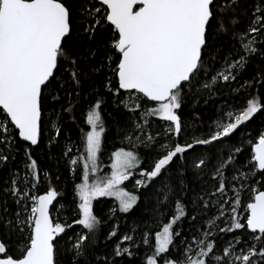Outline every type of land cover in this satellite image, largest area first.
I'll return each instance as SVG.
<instances>
[{"label":"snow or ice","instance_id":"6c2138e0","mask_svg":"<svg viewBox=\"0 0 264 264\" xmlns=\"http://www.w3.org/2000/svg\"><path fill=\"white\" fill-rule=\"evenodd\" d=\"M0 264H264V0H0Z\"/></svg>","mask_w":264,"mask_h":264},{"label":"trees","instance_id":"16d2710c","mask_svg":"<svg viewBox=\"0 0 264 264\" xmlns=\"http://www.w3.org/2000/svg\"><path fill=\"white\" fill-rule=\"evenodd\" d=\"M211 103V102H210ZM213 111L214 109L212 107H207V110L204 111V119L207 120L208 117H210L212 114H213ZM259 121H257L255 124H250V128H251V131H252V134H255V131H256V128L259 126ZM78 133V129H73V132H76ZM74 134V133H73ZM107 151H111V140L108 141V144H107ZM107 153V152H106ZM64 177H62L63 179ZM111 203L110 200H105V203L103 205H98V209L99 208H105L107 207V205H109Z\"/></svg>","mask_w":264,"mask_h":264},{"label":"rangeland","instance_id":"374dc122","mask_svg":"<svg viewBox=\"0 0 264 264\" xmlns=\"http://www.w3.org/2000/svg\"><path fill=\"white\" fill-rule=\"evenodd\" d=\"M76 131V130H75ZM74 133V134H73ZM72 135H73V140H78L79 138V132L77 133L76 132H73ZM110 152V151H109ZM102 162L104 165H107L109 163L108 161V158H107V153H105L103 156H102ZM107 171V169H105ZM63 177V176H62ZM126 187L128 190L130 191H134V188H133V182L130 180L129 182H126Z\"/></svg>","mask_w":264,"mask_h":264}]
</instances>
